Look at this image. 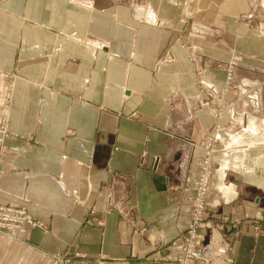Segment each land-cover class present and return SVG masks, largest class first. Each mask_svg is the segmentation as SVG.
Returning a JSON list of instances; mask_svg holds the SVG:
<instances>
[{"label": "crops", "instance_id": "0c3cea01", "mask_svg": "<svg viewBox=\"0 0 264 264\" xmlns=\"http://www.w3.org/2000/svg\"><path fill=\"white\" fill-rule=\"evenodd\" d=\"M194 20L224 46H181ZM190 53L226 62L202 83L253 112L217 117ZM238 65L264 77V0H0V205L42 223L0 237V264H177L209 151L205 215L241 222L218 264H264V78Z\"/></svg>", "mask_w": 264, "mask_h": 264}, {"label": "rangeland", "instance_id": "374dc122", "mask_svg": "<svg viewBox=\"0 0 264 264\" xmlns=\"http://www.w3.org/2000/svg\"><path fill=\"white\" fill-rule=\"evenodd\" d=\"M260 24L261 23H259V22H250V23L248 22L247 26L249 28L257 29L260 26ZM223 31H224L223 27H219L215 23L208 24V23H205V21L196 22V20H194L193 23L187 22L184 24L183 31H182L183 34L180 36V38H182V39L179 41H181V46L186 45L187 41H186L185 37L188 34H190V35H194L193 36L194 37L193 43L196 42V44H198L200 46L203 43L205 45V40H207V36H209L211 38L209 40V42H211V43L217 42V43H220L221 45L224 46V44H223L224 39H221ZM189 37H191V36H189ZM189 42H187L189 44L187 46H189V50H192V47L190 46L191 42L190 43ZM168 48H169V46L167 47V49ZM164 56H165V59H167V58L172 57V54L170 55V52L165 51ZM190 59H192V61L194 63V72L196 75V88L204 93V96H203L204 104H207L209 107L213 108L216 113L219 112L218 114H216L217 117L219 116L220 113L226 112V109H227L230 102L237 103V100H238V108L239 109L240 108H243V109L246 108V111L253 112L252 107L249 104L246 96H244V99L238 97L237 88L235 86L236 84L231 83L232 88H233L232 92H231L233 95V99H231V101H228V99L223 96V93L220 92L221 94L220 93L215 94L213 91H211V89L207 88L204 85V83H202L201 75H203V73L206 72V70H208V68H213V67L217 68V69L225 68V67L229 66L226 62L221 61L220 59L208 57L205 55H198L196 53H194V54L190 53ZM237 70H239V73L243 74L246 78H250V79L260 78V80L264 78V77L259 76V75L255 76L253 73L248 72V70L245 69V67L240 66V65L237 66ZM228 74H229L228 77L230 79L232 73H228ZM221 90H223V87H221ZM199 106L202 107V103H199ZM262 110L261 111L264 113V90H263V95H262ZM213 122L214 123L211 125V127L209 129V134H211L213 132L214 128L217 126V123H216L217 121L216 122L213 121ZM236 127H237V125H236ZM207 137L205 136V141L207 140ZM211 143H212L211 146L212 145L215 146V144H217L218 142L212 141ZM192 188H193L192 189L193 194L196 195V191H198L200 189V181L198 183H195ZM204 194H206V191H204ZM193 198L194 197H192V199ZM192 202H191V206H192ZM203 207H204V211L200 215L196 216L197 219L192 222V224L197 227L196 231L198 233V236H200V233L198 232L199 226H201V224H203L204 219H205V226L207 227L208 230L206 232L205 237L202 236L203 240L205 239V242H206L207 236H209L211 238L213 232L218 231L220 234V243H219L217 248L214 247V253L216 254L217 251L219 249H221V247H226L227 253L223 257L218 256V255H216V256L214 255V256L210 257V259L205 258L203 263H201L202 260L200 258H191L190 264H212V263L218 264L220 260L225 259L232 252V241L237 236V234L239 232V225L241 222L238 219H234L233 217H231L227 214H223V213H220L219 216H217L215 218L213 216L211 217V214H209V216H206L205 211L207 210V200H206L205 196H204ZM189 231L190 230L185 229L184 233H182L177 239H175V243H177V245L181 248V251H182V254L177 258L178 259L176 261L177 264H181L179 259L182 258L184 255L183 246L185 244L186 245L189 244V242H188L189 236H190ZM202 243H204V241H202ZM173 245H176V244H173ZM197 247H199V248L201 247V240H200V243L197 245ZM191 257H193V255H191Z\"/></svg>", "mask_w": 264, "mask_h": 264}, {"label": "built area", "instance_id": "2783aa9c", "mask_svg": "<svg viewBox=\"0 0 264 264\" xmlns=\"http://www.w3.org/2000/svg\"><path fill=\"white\" fill-rule=\"evenodd\" d=\"M202 179V177L200 178ZM200 181V180H199ZM205 188V187H204ZM201 191V182L200 189L196 191V196L192 199L191 210L189 211V219L186 225V229L190 230L189 244L183 246L184 255L180 258L181 264H190L191 258H200L203 261L210 259L212 256H225L227 253L226 247H221L217 253L211 255L208 254L207 245L203 240L202 236H198L197 227L192 224L197 218L196 216L200 215L204 211V196ZM195 201V202H194ZM42 225V223L33 218V216L28 212V209L25 206H14L12 204L0 205V237H5L12 240L21 239L22 235L27 231L28 227L35 225ZM201 240V247H197ZM204 241V243H202ZM217 248V247H216ZM193 255V257H191ZM55 264H71L72 261L64 259L63 256L56 254L54 255ZM216 264V263H212Z\"/></svg>", "mask_w": 264, "mask_h": 264}, {"label": "bare ground", "instance_id": "6f19581e", "mask_svg": "<svg viewBox=\"0 0 264 264\" xmlns=\"http://www.w3.org/2000/svg\"><path fill=\"white\" fill-rule=\"evenodd\" d=\"M224 92L225 91H223L222 93H224ZM207 153L208 154L204 158L201 171L198 174L197 181H196V183L199 182L198 180H200V182H201V191H199L200 193H203L202 191L206 189V194L203 193V196H205V197H206V195L210 189L209 181H210V178L212 176V174H211V166H212L211 161L212 160L210 157L211 153H210V151ZM201 177H202V179H200ZM194 196H196V195H193V197ZM191 201H192V199H191ZM206 239H207V241L205 242V244H208L207 245L208 254L213 255L214 254V247H218V245L220 243V234L218 231H214L211 238L209 236H207Z\"/></svg>", "mask_w": 264, "mask_h": 264}]
</instances>
